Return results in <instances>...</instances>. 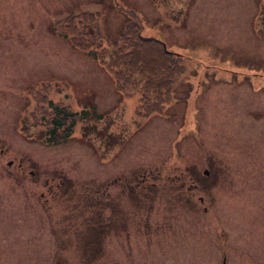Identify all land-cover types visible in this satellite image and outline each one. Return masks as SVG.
I'll use <instances>...</instances> for the list:
<instances>
[{"label":"rangeland","instance_id":"1","mask_svg":"<svg viewBox=\"0 0 264 264\" xmlns=\"http://www.w3.org/2000/svg\"><path fill=\"white\" fill-rule=\"evenodd\" d=\"M116 3L140 17L144 36L191 58L161 116L140 117L136 94L123 98L108 71L54 32L75 12L64 19L84 18L77 38L111 41L126 21ZM38 82L90 112L63 143L44 139L55 112L29 115ZM208 163L216 173L204 186L194 174ZM142 164L196 185L165 190L155 209L126 206L99 264H264V0H0V264L65 262L53 256L63 211L43 209L45 176L80 184Z\"/></svg>","mask_w":264,"mask_h":264},{"label":"trees","instance_id":"2","mask_svg":"<svg viewBox=\"0 0 264 264\" xmlns=\"http://www.w3.org/2000/svg\"><path fill=\"white\" fill-rule=\"evenodd\" d=\"M127 14L128 20L122 32L115 40L109 42L103 41L96 35L92 40L85 42L81 39L83 36L77 38L78 33L71 28L74 25L77 28H80L79 25L83 26L84 18L79 19L76 24H68L74 19L73 16H68L66 18L71 19L72 17V19L69 21L62 19L55 25L54 31L57 35L70 38L74 46L94 57L110 73L116 89L123 96L136 94L138 96L137 114L149 117L152 114L161 113L165 106L173 100L174 84L183 73V56L167 50L161 40L143 36V24L140 18L130 11ZM31 92L35 100V114L40 110L49 109L53 115L56 113L53 117L54 124L66 125L56 137V141L67 137L74 122L83 117V113L79 115L54 104L45 95L39 94L40 89L34 88ZM42 103L46 106H40ZM60 113L62 115L58 117L57 114ZM125 178L127 181V177ZM135 188L139 189L134 186ZM142 189L145 188L142 187ZM81 226L82 231H75L74 233L77 234L75 239L67 243L77 246V251L81 252L80 258H77L79 264H94L103 252L102 239L88 241L94 234V229L90 224L84 227V223H81ZM106 228L103 224L101 237L106 232Z\"/></svg>","mask_w":264,"mask_h":264},{"label":"flooded vegetation","instance_id":"3","mask_svg":"<svg viewBox=\"0 0 264 264\" xmlns=\"http://www.w3.org/2000/svg\"><path fill=\"white\" fill-rule=\"evenodd\" d=\"M33 174V170L30 171ZM159 173V171H157ZM215 170L212 168V164L208 163L207 167L203 169V173H195L199 177V182L202 184L205 182L207 185L211 183L212 176H215ZM161 175H159L160 177ZM190 176V175H189ZM183 174L174 173L167 175L163 178L168 184H177L176 190L179 192L188 191L192 186L196 185V181L185 182L182 181ZM147 179V174L139 172V174L128 175L123 178L124 184L127 183L128 190H125L123 196L121 193L115 192L114 182H112L110 188H108L105 203H98V186L95 179L87 180L83 183H75L71 178L62 176H45L42 181V187L44 192L40 193L43 202V209H51L54 206L60 205L63 213L55 220V226L52 228H60L63 231V240L56 242L59 244L58 251H54V258H62L64 263L54 262V264H76V258H80L81 252L77 251V246H72L67 241H72L76 237V232L82 231L81 223L91 226L95 230V233L88 239V241H97L98 230L102 232L103 224L106 225V233L112 234L119 229L115 222L116 215L123 216L125 214L126 206L129 207L128 201L131 199V209L141 207L142 202L146 200V197L150 194L153 196L158 195V188L150 187L147 191L146 186H141ZM38 183L40 179L37 180ZM179 181V182H178ZM176 182V183H174ZM151 185H155V182H148ZM134 186L139 189H134ZM144 187L145 189H142ZM142 189V190H141ZM159 199V198H157ZM156 199V200H157ZM102 204V205H100ZM155 209V202L151 204ZM126 209V210H125ZM100 211V212H99ZM99 212V213H98ZM105 212V213H104ZM131 215V214H130ZM100 218V219H98ZM100 220V222H99ZM51 228V234L53 239H56L55 230ZM99 240V239H98ZM68 248L72 250L69 256H66ZM68 260V261H67Z\"/></svg>","mask_w":264,"mask_h":264}]
</instances>
